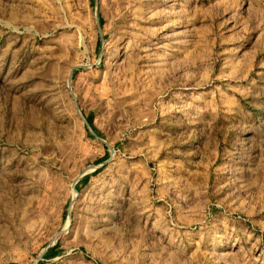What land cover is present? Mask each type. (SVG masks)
I'll list each match as a JSON object with an SVG mask.
<instances>
[{
  "label": "rangeland",
  "instance_id": "obj_1",
  "mask_svg": "<svg viewBox=\"0 0 264 264\" xmlns=\"http://www.w3.org/2000/svg\"><path fill=\"white\" fill-rule=\"evenodd\" d=\"M0 264H264V0H0Z\"/></svg>",
  "mask_w": 264,
  "mask_h": 264
},
{
  "label": "trees",
  "instance_id": "obj_2",
  "mask_svg": "<svg viewBox=\"0 0 264 264\" xmlns=\"http://www.w3.org/2000/svg\"><path fill=\"white\" fill-rule=\"evenodd\" d=\"M54 247L49 248V251L52 252Z\"/></svg>",
  "mask_w": 264,
  "mask_h": 264
},
{
  "label": "bare ground",
  "instance_id": "obj_3",
  "mask_svg": "<svg viewBox=\"0 0 264 264\" xmlns=\"http://www.w3.org/2000/svg\"><path fill=\"white\" fill-rule=\"evenodd\" d=\"M83 44V43H82ZM91 262V261H90ZM92 263V262H91Z\"/></svg>",
  "mask_w": 264,
  "mask_h": 264
},
{
  "label": "water",
  "instance_id": "obj_4",
  "mask_svg": "<svg viewBox=\"0 0 264 264\" xmlns=\"http://www.w3.org/2000/svg\"><path fill=\"white\" fill-rule=\"evenodd\" d=\"M72 73V72H71ZM70 78H71V76H70Z\"/></svg>",
  "mask_w": 264,
  "mask_h": 264
}]
</instances>
